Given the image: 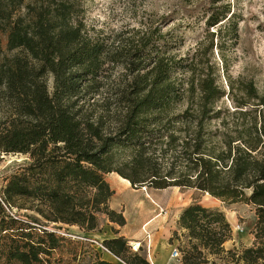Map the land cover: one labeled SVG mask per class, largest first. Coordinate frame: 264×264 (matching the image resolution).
Wrapping results in <instances>:
<instances>
[{"label": "trees", "instance_id": "1", "mask_svg": "<svg viewBox=\"0 0 264 264\" xmlns=\"http://www.w3.org/2000/svg\"><path fill=\"white\" fill-rule=\"evenodd\" d=\"M196 14L206 37L179 57L160 26L127 38L90 27L83 0H0V152L29 160L0 192V264H75L93 246L70 227L96 232L103 216L123 226L108 206L111 173L136 189L180 187L254 207L250 246L227 250L225 213L199 202L182 210L170 243L182 264H264V95L228 73L225 50L240 39L236 3L206 0L183 15ZM118 66L126 75L102 105L110 129L84 108ZM102 244L124 264H150L124 237ZM101 253L91 264H120Z\"/></svg>", "mask_w": 264, "mask_h": 264}, {"label": "rangeland", "instance_id": "2", "mask_svg": "<svg viewBox=\"0 0 264 264\" xmlns=\"http://www.w3.org/2000/svg\"><path fill=\"white\" fill-rule=\"evenodd\" d=\"M206 0H83V5L87 15L88 25L97 30H103L104 34L126 33L132 29H145L149 27L160 26L164 32H170L174 37V53L179 57H185L192 54L201 41L205 39L204 17L201 14L185 17V11H190L197 6H202ZM236 3V12L239 16V33L240 39L233 46H228L225 55L229 64L228 73L232 79L240 77L252 80L258 91L264 95V0H231ZM130 36V34H127ZM7 37L0 36V46L6 51ZM217 63L221 65V58L215 51ZM126 75V70L122 66L115 67L112 70L110 79L105 80L103 92L90 98L85 104V112L89 115H105L106 123L110 129H114V122L107 117L103 105L104 96H109V89L117 82L118 77ZM219 85L227 87L226 77L220 72ZM224 103L231 105L229 99ZM164 149V148H162ZM158 153L160 148L155 147ZM130 153L125 154L123 158L128 159ZM171 157L165 158L166 162ZM29 160L23 155L5 154L0 152V192L6 185L10 175L21 165ZM182 167V166H179ZM116 175H119L115 173ZM120 176V175H119ZM148 190L150 188H147ZM151 190H156L151 188ZM164 202L162 206L165 210L167 207L171 211L184 208L194 202H199L205 207L219 209L223 211L227 218L237 217L238 224L234 229L239 235H245L246 245H250L254 240L253 229L257 217L254 207L246 204L227 205L208 194L201 193L197 190L190 189H170L166 191H154ZM22 213H25L23 211ZM170 215V216H171ZM232 216V217H233ZM102 224V218H101ZM105 227V226H104ZM66 228V227H65ZM65 231V230H64ZM100 233H97V232ZM93 234L85 233L78 230L69 229V233L80 235L83 238L91 239L93 235L97 239L103 237V230H98ZM93 239V238H92ZM242 239V238H241ZM249 240V241H248ZM177 243V242H176ZM178 245V243H177ZM230 245V244H228ZM230 247V246H228ZM94 247H88L86 252L75 264H91L95 255ZM115 263H122L118 258L113 257Z\"/></svg>", "mask_w": 264, "mask_h": 264}, {"label": "crops", "instance_id": "3", "mask_svg": "<svg viewBox=\"0 0 264 264\" xmlns=\"http://www.w3.org/2000/svg\"><path fill=\"white\" fill-rule=\"evenodd\" d=\"M106 180L113 190V195L108 203L109 209L122 214L126 222L123 226H120L117 223L110 222L106 216H103L99 228V230H103V237L97 239L91 235L90 238L102 242L106 239L124 237L130 246L140 244L138 252L146 257L150 264H182L181 259L172 257L173 250L177 248V243L171 244L170 239L173 232L178 230V220L185 207L174 211L171 215V211L168 209L170 206L165 210L162 207L164 202L154 192L181 188L169 187L154 191L151 188L148 190L147 187L136 189L129 180L115 173L108 174ZM231 215L233 216V213ZM232 216L227 218L233 231L232 239L225 243L227 250L239 247L243 244L241 242H245L244 238L246 237L234 231L233 228L237 226L238 220L237 217ZM70 229L82 233L78 227H70ZM94 248L100 251L97 247ZM101 256L105 260L114 262L112 254L101 253Z\"/></svg>", "mask_w": 264, "mask_h": 264}, {"label": "built area", "instance_id": "4", "mask_svg": "<svg viewBox=\"0 0 264 264\" xmlns=\"http://www.w3.org/2000/svg\"><path fill=\"white\" fill-rule=\"evenodd\" d=\"M69 236H72L74 238H79V239H83L85 240L86 242H89L93 247H97L102 253H109V250L103 246L102 242H100L99 240L97 239H87V238H83V237H78V236H75V235H69ZM132 250L135 251V252H138L140 250V244H133L131 246ZM172 257L175 258V259H181V253L180 251L175 248L173 250V253H172Z\"/></svg>", "mask_w": 264, "mask_h": 264}]
</instances>
